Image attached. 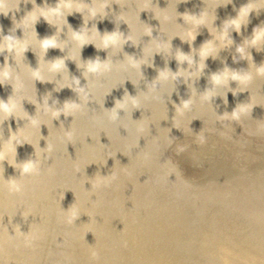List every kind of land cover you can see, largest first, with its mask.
<instances>
[{"label":"water","instance_id":"obj_1","mask_svg":"<svg viewBox=\"0 0 264 264\" xmlns=\"http://www.w3.org/2000/svg\"><path fill=\"white\" fill-rule=\"evenodd\" d=\"M5 103L0 264H264V0H0Z\"/></svg>","mask_w":264,"mask_h":264},{"label":"clouds","instance_id":"obj_2","mask_svg":"<svg viewBox=\"0 0 264 264\" xmlns=\"http://www.w3.org/2000/svg\"><path fill=\"white\" fill-rule=\"evenodd\" d=\"M112 38H109V40H111ZM48 43H50V42H46L45 43V47H47L48 46ZM107 41H106V46H107ZM62 63V62H61ZM100 67H101V65L99 64V63H96V64H90L89 66H88V71L89 72H93V73H95V72H97L98 71V69H100ZM105 68L107 67L106 65L104 66ZM5 75H7V73H5ZM0 107H2V110H3V112L4 113H11V111H12V109L15 107L14 105H12V106H10L9 104H3V105H0ZM54 115H56V113H54ZM32 123L33 124H35L36 123V121H32ZM13 139H15V137L13 138ZM3 158V155L2 154H0V159H2ZM34 171H36V165L34 164V163H31V162H29V163H25L24 165H23V167H22V171H21V174L23 175V174H29V173H32V172H34ZM10 191H13V192H20L21 191V188H20V186L15 182V181H12L11 183H10Z\"/></svg>","mask_w":264,"mask_h":264}]
</instances>
